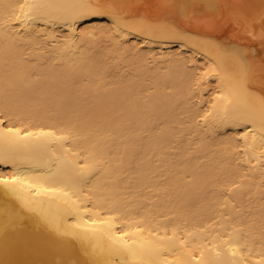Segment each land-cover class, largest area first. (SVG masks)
Listing matches in <instances>:
<instances>
[{"label": "bare ground", "instance_id": "1", "mask_svg": "<svg viewBox=\"0 0 264 264\" xmlns=\"http://www.w3.org/2000/svg\"><path fill=\"white\" fill-rule=\"evenodd\" d=\"M0 264H264V0H0Z\"/></svg>", "mask_w": 264, "mask_h": 264}]
</instances>
